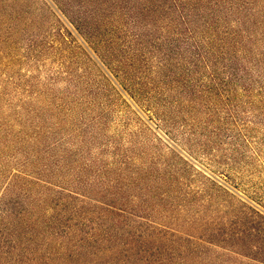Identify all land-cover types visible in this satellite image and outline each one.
Segmentation results:
<instances>
[{
	"label": "trees",
	"instance_id": "trees-1",
	"mask_svg": "<svg viewBox=\"0 0 264 264\" xmlns=\"http://www.w3.org/2000/svg\"><path fill=\"white\" fill-rule=\"evenodd\" d=\"M264 0H0V264H264Z\"/></svg>",
	"mask_w": 264,
	"mask_h": 264
},
{
	"label": "rangeland",
	"instance_id": "rangeland-1",
	"mask_svg": "<svg viewBox=\"0 0 264 264\" xmlns=\"http://www.w3.org/2000/svg\"><path fill=\"white\" fill-rule=\"evenodd\" d=\"M258 140L261 146L259 149V154H255L256 156L255 163H257V165L260 167L259 169L261 170L263 177H264V134L258 136ZM216 263L217 264H260V263L252 262L249 259L243 258L233 253L219 257L216 260Z\"/></svg>",
	"mask_w": 264,
	"mask_h": 264
}]
</instances>
